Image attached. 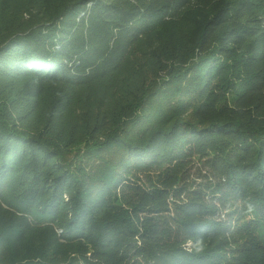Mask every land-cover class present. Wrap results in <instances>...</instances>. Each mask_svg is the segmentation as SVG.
I'll use <instances>...</instances> for the list:
<instances>
[{
    "label": "trees",
    "instance_id": "trees-1",
    "mask_svg": "<svg viewBox=\"0 0 264 264\" xmlns=\"http://www.w3.org/2000/svg\"><path fill=\"white\" fill-rule=\"evenodd\" d=\"M263 5L0 0V264H264Z\"/></svg>",
    "mask_w": 264,
    "mask_h": 264
},
{
    "label": "rangeland",
    "instance_id": "rangeland-1",
    "mask_svg": "<svg viewBox=\"0 0 264 264\" xmlns=\"http://www.w3.org/2000/svg\"><path fill=\"white\" fill-rule=\"evenodd\" d=\"M263 9H264V5H263ZM263 12H264V10H263ZM189 14L190 15H193L194 17H195V15H194V12H189ZM201 14H203L202 12H201ZM170 17L169 16H167L166 18H165V20H167V19H169ZM262 20H263V23H264V17L262 18ZM201 167L200 166H198V164L197 163H195L194 165H193V168H192V170H191V179H195L196 180V182L197 183H202L201 181H203L204 180V178H202V176H200V174L198 173V169H200ZM201 173L203 174L204 173V170L201 168ZM201 177V178H200ZM224 213H226L225 211H224ZM232 217L233 216H231V221H232ZM186 245H187V247L190 249V247H191V242L190 241H188L187 243H186Z\"/></svg>",
    "mask_w": 264,
    "mask_h": 264
}]
</instances>
